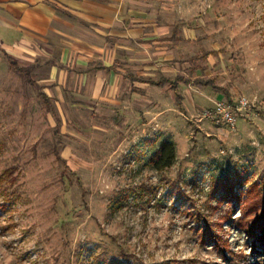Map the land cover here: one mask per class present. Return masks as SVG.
I'll list each match as a JSON object with an SVG mask.
<instances>
[{"label": "rangeland", "instance_id": "rangeland-1", "mask_svg": "<svg viewBox=\"0 0 264 264\" xmlns=\"http://www.w3.org/2000/svg\"><path fill=\"white\" fill-rule=\"evenodd\" d=\"M184 9L204 43L192 52L210 51L211 77L251 103L233 126L203 115L224 97L186 114L164 105L153 119L58 105L43 98L48 61L0 48V264H264L238 226L249 206L211 191L226 177L264 198V0ZM165 140L175 160L157 171ZM206 227L223 248L203 239Z\"/></svg>", "mask_w": 264, "mask_h": 264}, {"label": "crops", "instance_id": "crops-1", "mask_svg": "<svg viewBox=\"0 0 264 264\" xmlns=\"http://www.w3.org/2000/svg\"><path fill=\"white\" fill-rule=\"evenodd\" d=\"M185 0H0V48L50 63L44 94L66 106L158 117L225 97L211 53L188 26ZM196 80L205 83L198 84ZM235 99V98H234ZM128 106V107H127ZM173 110V109H172Z\"/></svg>", "mask_w": 264, "mask_h": 264}, {"label": "trees", "instance_id": "trees-1", "mask_svg": "<svg viewBox=\"0 0 264 264\" xmlns=\"http://www.w3.org/2000/svg\"><path fill=\"white\" fill-rule=\"evenodd\" d=\"M198 84L205 83L203 80H196ZM216 90L222 92L226 99L229 102H232V98L230 97L229 93L223 88H217ZM43 98L47 99L46 96L43 94ZM175 160V146L174 144L169 141L165 140L161 142L157 151H155V157L153 158L154 167L157 171H162L165 168L171 167ZM243 183L240 180H231L222 178L221 181H218L212 188V193H216L217 195H221V200L227 199H236L240 203H244L249 206L250 213L249 215L254 214L251 221L247 224H239L240 228H243L246 234L249 237H252L255 243H259L262 247V251H264V198L260 197L257 193H255L254 189L256 185H252L250 189L246 192L241 191V187ZM238 188V190H237ZM242 194L246 195L245 199L242 200ZM252 203V204H251ZM252 207V208H250ZM244 216H246L244 214ZM244 219H242L243 221ZM245 221V220H244ZM202 230V237L205 241H212L217 246L221 248L224 245L221 244V240L218 235L209 227L204 228ZM115 259L112 260V264H115ZM122 262V263H120ZM120 264H129L127 261H120ZM117 264V263H116Z\"/></svg>", "mask_w": 264, "mask_h": 264}, {"label": "built area", "instance_id": "built-area-1", "mask_svg": "<svg viewBox=\"0 0 264 264\" xmlns=\"http://www.w3.org/2000/svg\"><path fill=\"white\" fill-rule=\"evenodd\" d=\"M251 103L244 97L235 98L232 102H216L215 106L204 112V117L220 126H233L239 113L248 111Z\"/></svg>", "mask_w": 264, "mask_h": 264}]
</instances>
